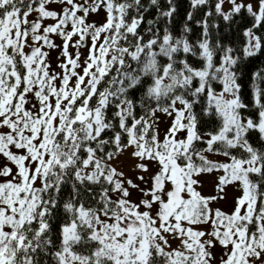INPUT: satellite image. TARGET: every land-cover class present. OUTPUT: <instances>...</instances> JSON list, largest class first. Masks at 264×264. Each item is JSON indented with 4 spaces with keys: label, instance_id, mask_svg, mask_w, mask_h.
<instances>
[{
    "label": "snow or ice",
    "instance_id": "obj_1",
    "mask_svg": "<svg viewBox=\"0 0 264 264\" xmlns=\"http://www.w3.org/2000/svg\"><path fill=\"white\" fill-rule=\"evenodd\" d=\"M163 2L0 0V264H264V0Z\"/></svg>",
    "mask_w": 264,
    "mask_h": 264
},
{
    "label": "trees",
    "instance_id": "obj_2",
    "mask_svg": "<svg viewBox=\"0 0 264 264\" xmlns=\"http://www.w3.org/2000/svg\"><path fill=\"white\" fill-rule=\"evenodd\" d=\"M162 7H166L163 0H161ZM178 10L174 17V22L172 25V30L175 35H180L181 29L186 19V14L190 10L188 0H176ZM208 11V7H205L199 11H197L194 15V20L189 21V27L192 28V32L188 34L190 41L195 42V40L199 37L201 29L196 26L195 21L200 20L204 16V12ZM155 16V9H152L146 19H152ZM213 22L220 24L219 33L223 37V42L228 44L231 43L232 46H237L239 43H242L240 37V30L243 29L246 25L249 24V20L247 18L241 19L237 17L236 20L233 22L232 27L226 28L224 22L219 20V18H213ZM214 33L216 30H213ZM213 39H215V34L213 35ZM238 51V49H237ZM195 62V61H194ZM264 69V54H261L254 58H249V60L244 61V63L240 67V72L242 73L241 83L245 85V89H248V85L250 82V76L252 73L256 72L257 70ZM214 125H208L203 131L212 130ZM252 142L258 145V140L256 134L252 136Z\"/></svg>",
    "mask_w": 264,
    "mask_h": 264
},
{
    "label": "rangeland",
    "instance_id": "obj_3",
    "mask_svg": "<svg viewBox=\"0 0 264 264\" xmlns=\"http://www.w3.org/2000/svg\"><path fill=\"white\" fill-rule=\"evenodd\" d=\"M225 10L228 9V5L225 4ZM35 15H33V17H30V19H34ZM91 20H94L97 24H100L104 21V13L101 12L99 15H95L93 17H91ZM46 23H52L51 20L46 21ZM56 43H60V40L58 38H56ZM86 52V50H84ZM58 55V52L53 51L50 54V62L52 63V66L55 67L56 65V56ZM171 120L170 118L161 115L160 116V122H159V131H160V137L161 139H163V136L167 130V128L170 126ZM213 159L216 160H223V157L220 156H213ZM123 163H117V167L120 168L121 170H123L129 177H133L134 178V174L132 171H130V162L127 160V158H122ZM214 177H204L203 178V183L204 186L200 189L201 192L204 195H212L214 194ZM143 186V185H142ZM240 193L232 187H229L227 189V198L223 201H220L218 204H216V207H220L222 210H224L225 212H231L232 208H233V204H234V199L235 197L239 196ZM133 199H136L135 194L133 195ZM221 249L219 247H217L216 249V253L219 256L221 254Z\"/></svg>",
    "mask_w": 264,
    "mask_h": 264
}]
</instances>
